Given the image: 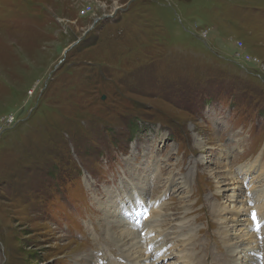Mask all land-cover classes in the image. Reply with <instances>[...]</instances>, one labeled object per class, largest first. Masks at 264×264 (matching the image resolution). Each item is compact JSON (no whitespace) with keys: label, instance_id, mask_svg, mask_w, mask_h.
<instances>
[{"label":"rangeland","instance_id":"rangeland-1","mask_svg":"<svg viewBox=\"0 0 264 264\" xmlns=\"http://www.w3.org/2000/svg\"><path fill=\"white\" fill-rule=\"evenodd\" d=\"M258 156L264 0H0V264H264Z\"/></svg>","mask_w":264,"mask_h":264},{"label":"bare ground","instance_id":"bare-ground-1","mask_svg":"<svg viewBox=\"0 0 264 264\" xmlns=\"http://www.w3.org/2000/svg\"><path fill=\"white\" fill-rule=\"evenodd\" d=\"M258 158H259V156L257 157V158H254L253 160H254V167L256 168V166H257V162H258ZM254 170V169H253ZM256 172H257V180H260L259 179V177H260V175H261V177L262 178H264V170H263V168H262V166H260V168H256ZM233 180V179H232ZM234 181V180H233ZM232 181V182H233ZM257 185H259V184H257ZM253 188V187H252ZM254 193L255 194H258V196H260V195H263L264 194V192H262L261 190H257V191H254ZM253 192H250V195H252V194H254ZM256 196V195H255ZM257 196V197H258ZM161 204V203H160ZM159 204V205H160ZM230 204H227V202L225 203V205L223 206V207H221V206H218V205H214V207H213V212H214V214L216 215V217H218V219L221 221V223H223V224H227V222H228V219H227V216L226 215H224L226 212H227V209H226V207H228ZM158 206V203L156 202L155 204H153V206L151 207V210H150V212H151V214H152V216L157 212V210H156V207ZM258 206H260V205H258ZM215 208V209H214ZM255 208V207H254ZM257 208V207H256ZM259 208V207H258ZM147 211V210H146ZM259 214V213H258ZM224 215V216H223ZM261 217V216H260ZM264 218V217H263ZM156 226H158V224H154V227H156ZM143 227H144V230H143V234L145 233V236L146 237H148L149 235V233H151L152 231H153V229H154V227H152L151 225H149V223H146V224H144L143 223ZM143 227H142V229H143ZM182 229H180V231H181ZM185 230V229H184ZM179 231V229L177 230V232ZM225 231V230H224ZM224 231H222V230H220V232L221 233H223ZM176 232V231H175ZM135 233V232H134ZM140 233H141V231H140ZM116 234V233H115ZM173 234V233H172ZM182 234V237L184 236V232L183 231H181V232H179V233H177V234H175L176 236H180ZM154 235V234H153ZM138 236V235H137ZM164 236H165V233H164ZM189 236V235H188ZM226 236H230V234L227 232L226 233ZM112 237L114 238V239H116V240H121L122 241V243L123 244H125V242L120 238V236L119 237H117V236H114V235H112ZM165 237H167V235L165 236ZM164 237V238H165ZM239 238V237H238ZM146 239V238H145ZM236 237L235 238H232V239H230V242L231 241H233V240H235L230 246H229V254H230V261L231 262H233V261H235L236 259H237V256H239V254L238 253H240V251H241V249L242 248H239L237 245H234L235 244V242H236ZM141 241V240H140ZM163 241V240H162ZM224 241V240H223ZM247 241V240H246ZM142 243V242H141ZM163 244V243H162ZM228 244V241L227 240H225L224 241V247L226 246ZM157 243H153L152 242V244L149 246V248L150 249H152V250H157ZM134 248V247H133ZM252 248V247H251ZM259 248V247H258ZM237 249H239L240 251H238ZM245 249V248H244ZM132 250H134V249H132ZM148 252V251H147ZM245 252H246V250H245ZM129 253V252H128ZM133 253V252H132ZM259 253V252H258ZM181 255V254H180ZM244 255H245V253H242V257H244ZM253 255V254H252ZM131 256V255H130ZM253 257H255L254 255H253ZM188 260L189 259V255L186 257L185 256V259L184 260ZM262 260H263V258H262ZM264 261V260H263ZM135 262V261H134ZM239 262V261H238ZM245 263V262H244ZM231 264V263H230Z\"/></svg>","mask_w":264,"mask_h":264},{"label":"built area","instance_id":"built-area-1","mask_svg":"<svg viewBox=\"0 0 264 264\" xmlns=\"http://www.w3.org/2000/svg\"><path fill=\"white\" fill-rule=\"evenodd\" d=\"M202 37L205 38L207 36V32H203V34L201 33Z\"/></svg>","mask_w":264,"mask_h":264},{"label":"snow or ice","instance_id":"snow-or-ice-1","mask_svg":"<svg viewBox=\"0 0 264 264\" xmlns=\"http://www.w3.org/2000/svg\"><path fill=\"white\" fill-rule=\"evenodd\" d=\"M252 215H253V219H255V216H256L255 212H253V214H252Z\"/></svg>","mask_w":264,"mask_h":264},{"label":"water","instance_id":"water-1","mask_svg":"<svg viewBox=\"0 0 264 264\" xmlns=\"http://www.w3.org/2000/svg\"><path fill=\"white\" fill-rule=\"evenodd\" d=\"M102 98L104 99V96H102Z\"/></svg>","mask_w":264,"mask_h":264}]
</instances>
